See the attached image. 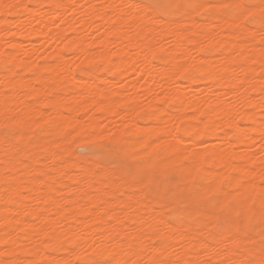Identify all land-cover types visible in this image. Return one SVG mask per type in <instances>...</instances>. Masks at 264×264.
<instances>
[{"label": "bare ground", "instance_id": "1", "mask_svg": "<svg viewBox=\"0 0 264 264\" xmlns=\"http://www.w3.org/2000/svg\"><path fill=\"white\" fill-rule=\"evenodd\" d=\"M0 264H264V0H0Z\"/></svg>", "mask_w": 264, "mask_h": 264}, {"label": "rangeland", "instance_id": "2", "mask_svg": "<svg viewBox=\"0 0 264 264\" xmlns=\"http://www.w3.org/2000/svg\"><path fill=\"white\" fill-rule=\"evenodd\" d=\"M141 125L143 127H149L152 126L149 122H141ZM81 142V143H80ZM75 143V144H74ZM77 143V144H76ZM74 144V145H73ZM72 151L74 154H77L76 156L81 158H93L100 161H105L109 164L110 168H120V169H129L133 168L136 165V161H130L124 157L116 158V159H110L111 157H106L107 155L111 154L112 152H115L117 147L116 145L112 144L111 142H104L102 140H96V141H89L85 142L80 140L79 138H76L74 142H72ZM75 149V150H74ZM156 178H161L160 175H155ZM171 179L175 181V176H171ZM157 193L159 196H163L162 192L156 190L154 192ZM169 198V195H168ZM180 209H188V207L184 203L179 204Z\"/></svg>", "mask_w": 264, "mask_h": 264}, {"label": "snow or ice", "instance_id": "3", "mask_svg": "<svg viewBox=\"0 0 264 264\" xmlns=\"http://www.w3.org/2000/svg\"><path fill=\"white\" fill-rule=\"evenodd\" d=\"M11 7H17V5H12ZM237 7H241V6H237Z\"/></svg>", "mask_w": 264, "mask_h": 264}]
</instances>
